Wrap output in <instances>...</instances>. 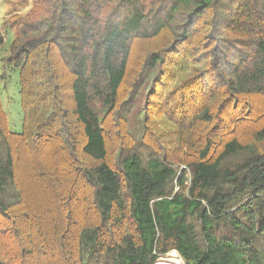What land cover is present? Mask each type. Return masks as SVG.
I'll return each instance as SVG.
<instances>
[{
    "label": "trees",
    "instance_id": "16d2710c",
    "mask_svg": "<svg viewBox=\"0 0 264 264\" xmlns=\"http://www.w3.org/2000/svg\"><path fill=\"white\" fill-rule=\"evenodd\" d=\"M31 1L0 264H264V0Z\"/></svg>",
    "mask_w": 264,
    "mask_h": 264
},
{
    "label": "rangeland",
    "instance_id": "374dc122",
    "mask_svg": "<svg viewBox=\"0 0 264 264\" xmlns=\"http://www.w3.org/2000/svg\"><path fill=\"white\" fill-rule=\"evenodd\" d=\"M32 6V1H27L24 5H20L18 0H0V29H2L4 35V42L0 48V100L3 105V109L6 113V119L8 127L11 130L20 131L22 129L23 113L20 103L19 94V66L5 64L2 57L8 54L10 44L14 38V29L2 27L6 15L10 10L15 9L19 14H26ZM253 98H250L252 101ZM256 102L258 99L255 98ZM260 120L255 121L259 123ZM240 129H237V132ZM82 196L85 197L83 190ZM169 259H173L174 250L167 252ZM161 264H178L177 262L157 260Z\"/></svg>",
    "mask_w": 264,
    "mask_h": 264
},
{
    "label": "clouds",
    "instance_id": "9594fccd",
    "mask_svg": "<svg viewBox=\"0 0 264 264\" xmlns=\"http://www.w3.org/2000/svg\"><path fill=\"white\" fill-rule=\"evenodd\" d=\"M159 259H161L162 261H165L166 263L177 262L178 264H184V261L182 260L181 256L179 255V253L176 250H174L173 259H169L167 256V253L164 256L160 257ZM161 263L156 262L155 264H161Z\"/></svg>",
    "mask_w": 264,
    "mask_h": 264
},
{
    "label": "bare ground",
    "instance_id": "6f19581e",
    "mask_svg": "<svg viewBox=\"0 0 264 264\" xmlns=\"http://www.w3.org/2000/svg\"><path fill=\"white\" fill-rule=\"evenodd\" d=\"M164 264V263H163Z\"/></svg>",
    "mask_w": 264,
    "mask_h": 264
}]
</instances>
